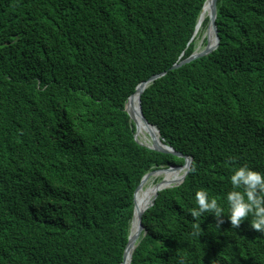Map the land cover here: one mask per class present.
<instances>
[{
	"label": "trees",
	"instance_id": "16d2710c",
	"mask_svg": "<svg viewBox=\"0 0 264 264\" xmlns=\"http://www.w3.org/2000/svg\"><path fill=\"white\" fill-rule=\"evenodd\" d=\"M205 2L0 0V264H122L142 178L185 164L126 110L164 71L142 109L193 161L130 264H264V0H218L219 46L172 69Z\"/></svg>",
	"mask_w": 264,
	"mask_h": 264
},
{
	"label": "bare ground",
	"instance_id": "6f19581e",
	"mask_svg": "<svg viewBox=\"0 0 264 264\" xmlns=\"http://www.w3.org/2000/svg\"><path fill=\"white\" fill-rule=\"evenodd\" d=\"M213 0H206V3L204 5V8L202 10V13L200 15L196 36L202 31V28L204 27L205 20L210 16V9H211V3ZM215 34L212 29H207V31L204 33V35L201 37V43L197 46V51L203 50L207 44L210 45L215 43ZM205 40H207V44H205ZM139 97L140 93H135L133 97L131 98V101L129 102V107L131 108L132 113L134 114V117L138 121L141 132L145 133V136L142 139V143L145 145L153 146L154 144V135L155 137H159L158 131L155 127L150 126L146 124L141 116H140V110H139ZM142 134V133H141ZM153 136V137H152ZM186 171V167H174L167 169L166 167L161 169H156L151 171L142 181L141 188H140V205L138 199L137 204V212L132 220L131 225V234L130 239L131 243L127 251V258L124 261V264H130L133 251L135 249V246L137 245L138 241L136 239V234L138 232V223H139V212L146 209L153 201L155 194L162 189L163 187H169L173 185H177L178 183H174L180 175ZM184 177V176H183Z\"/></svg>",
	"mask_w": 264,
	"mask_h": 264
},
{
	"label": "water",
	"instance_id": "95a60500",
	"mask_svg": "<svg viewBox=\"0 0 264 264\" xmlns=\"http://www.w3.org/2000/svg\"><path fill=\"white\" fill-rule=\"evenodd\" d=\"M205 3H206V2H205ZM203 8H204V7H203ZM201 13H202V12H201ZM217 15H218V0H213L212 3H211V9H210V16H209L208 29H212V30L214 31L215 38H216V39H215V43L212 44V45H210V44L208 43L207 46H206L203 50H201V51H197V50H195V51L193 52V54L190 55L189 57H187L186 59H184V60H182V61H180V62H178V63H175V64L173 65L172 69H173V68H178V67H180L181 65H183L184 63L190 62V61H192V60H194V59H196V58H199V57H202V56H204V55H207V54L213 52V51L219 46V43H220V35H219L218 26H217ZM199 19H200V18H199ZM198 23H199V21H198ZM197 27H198V24H197ZM197 27H196V31H197ZM196 31H195V34H196ZM166 73H167V71H164V72H161V73H159V74H155V75L151 76L148 80L141 82V83L137 86L136 91L134 92V94H135V93H140V97H139V110H140V116H141L142 120H143L146 124L155 127V128L157 129V131H158V134H159V137H158V136L155 137V135H154V144H153V146L145 145L144 143H142V142H140V141L138 140V138H137L138 129H137L136 134H135V139H136L140 144L145 145V146H147V147H149V148H151V149H154V150H157V151H160V152L172 153V154H175V155H177V156H180V157H184V158H185V164H184V165H170V166H163L164 168L166 167L167 169L174 168V167H186V172H185V174H184V177H183L182 181H181L180 183H178L177 185H173V186H178V185H180V184L184 181L186 175L189 173L190 168H191V165H192V161H193V159H192V157H190V156H188V155H184V154L181 153L180 151L175 150V148H173L172 146H170V145L164 143V141L161 139V134H160L159 129H158L155 125H153V124H151V123L149 122V120H148V119L146 118V116L144 115V112H143V109H142V105H141V95H142L143 91L145 90V88L148 87V85H149L151 82H153L154 80L160 78L161 76H163V75L166 74ZM134 94H133V95H134ZM133 95H131V96L129 97V100H128L127 105H126V110L129 112V114H130L132 120L136 123V126H137V121H136V119H134V116H133V113H132V111H131V108L129 107V102L131 101V98L133 97ZM152 137H153V136H152ZM163 167H161V168H163ZM161 168H159V169H161ZM149 173H150V172H148V173H146V174L144 175V177H143L142 180H141V183H142V181L144 180V178H145ZM141 183L139 184V186H138L137 189H136V192H135V199H136L137 191H138V189H139L140 186H141ZM173 186L163 187V188L160 189V190H163V189H166V188H170V187H173ZM160 190H159V191H160ZM159 191H158V192H159ZM158 192L155 194V197H154L152 203H151L146 209H144V210H142V211L139 212L138 232H137V234H136V239H137V241L139 240L140 235H141L142 231H143L144 228H145V226H144V224H143V216H144V213L146 212V210H147L149 207H151V206L153 205L154 200H155V199L157 198V196H158ZM134 216H135V208H134V215H133V218H134ZM132 220H133V219H132ZM131 225H132V223H131ZM130 234H131V228H130ZM130 234H129V240H128V244H127V246H126V250H125V254H124V260H123L122 264H124V261H125V258H126V254H127L128 248H129L130 243H131V239H130L131 237H130ZM137 244H138V243H137ZM136 246H137V245H136ZM136 246H135V248H136ZM134 250H135V249H134ZM131 259H132V258H131ZM130 262H131V261H130Z\"/></svg>",
	"mask_w": 264,
	"mask_h": 264
},
{
	"label": "rangeland",
	"instance_id": "374dc122",
	"mask_svg": "<svg viewBox=\"0 0 264 264\" xmlns=\"http://www.w3.org/2000/svg\"><path fill=\"white\" fill-rule=\"evenodd\" d=\"M207 29H208V26L207 27H203L202 28V31L198 34V36H197V40H198V45H200V39H201V37L204 35V33L207 31ZM137 129H138V127H137ZM142 133V134H141ZM145 136V133H143V132H140L139 131V129H138V133H137V138H138V140L141 142L142 141V139H143V137ZM140 201H141V197H140V200H139V203H140Z\"/></svg>",
	"mask_w": 264,
	"mask_h": 264
}]
</instances>
